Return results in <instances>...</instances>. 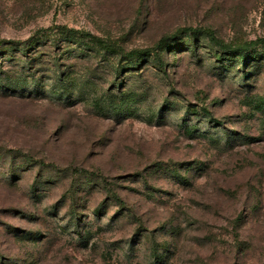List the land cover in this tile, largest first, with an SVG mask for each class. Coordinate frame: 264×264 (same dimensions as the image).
Here are the masks:
<instances>
[{
	"label": "rangeland",
	"instance_id": "374dc122",
	"mask_svg": "<svg viewBox=\"0 0 264 264\" xmlns=\"http://www.w3.org/2000/svg\"><path fill=\"white\" fill-rule=\"evenodd\" d=\"M0 264H264V0H0Z\"/></svg>",
	"mask_w": 264,
	"mask_h": 264
},
{
	"label": "trees",
	"instance_id": "16d2710c",
	"mask_svg": "<svg viewBox=\"0 0 264 264\" xmlns=\"http://www.w3.org/2000/svg\"><path fill=\"white\" fill-rule=\"evenodd\" d=\"M70 31H71V30H70ZM210 34L212 35L213 39L217 40L216 37H215L212 33H210ZM111 48H112V49H116V47H114V45H111ZM116 50H117V49H116Z\"/></svg>",
	"mask_w": 264,
	"mask_h": 264
}]
</instances>
